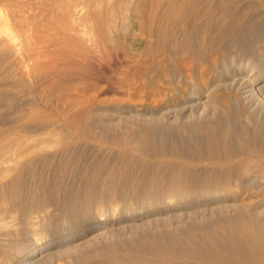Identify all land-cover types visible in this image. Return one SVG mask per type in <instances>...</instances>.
<instances>
[{"label": "bare ground", "instance_id": "6f19581e", "mask_svg": "<svg viewBox=\"0 0 264 264\" xmlns=\"http://www.w3.org/2000/svg\"><path fill=\"white\" fill-rule=\"evenodd\" d=\"M250 2L0 0V264H86L103 237L101 264H264V135L220 108L264 101V58L225 56ZM105 66L115 92L162 95L159 117L92 122L107 91L60 81Z\"/></svg>", "mask_w": 264, "mask_h": 264}, {"label": "rangeland", "instance_id": "374dc122", "mask_svg": "<svg viewBox=\"0 0 264 264\" xmlns=\"http://www.w3.org/2000/svg\"><path fill=\"white\" fill-rule=\"evenodd\" d=\"M252 2H253V4H252ZM259 2V3H258ZM258 3V4H257ZM256 4V5H255ZM253 5H255V6H253ZM250 6H253L252 8H253V10H252V8L250 9L249 8V12H247L244 16L245 17H243V20H242V23L240 24V25H238L237 27H234L233 29V35H235V37H234V39L232 40L231 38H229L228 40H226L227 41V44L229 45V48H228V50L225 52V56H226V58H229L230 59V61H233V62H235V63H239V62H241V63H249V64H252V66H257L258 67V69H261V61H263L262 60V58H264L263 56H264V0H251V2H250ZM250 10H251V13H250ZM247 15V16H246ZM251 18V19H250ZM246 19H248V20H246ZM246 21H248V23L246 22ZM249 21H250V23H249ZM246 24H245V23ZM244 24V25H243ZM247 25V26H246ZM254 27V28H253ZM236 28V29H235ZM239 28V29H238ZM249 28V29H248ZM252 28V29H251ZM252 30V31H251ZM235 31V32H234ZM250 32V33H249ZM237 35V36H236ZM131 39H133V40H137V37H134V38H128L126 41H124V44L125 45H128V46H131V43H130V40ZM135 40V41H136ZM229 41H231V42H229ZM233 41H235V42H233ZM136 42H138V40L136 41ZM233 43V44H232ZM234 44H236L237 45V47H240L239 48V50L238 51H236V52H234V50H233V48L232 47H230V45L232 46V45H234ZM228 45H227V47H228ZM232 57V58H231ZM129 65H131L130 63H129ZM106 67V66H105ZM127 67V66H126ZM108 70V72L106 73V74H104V76H103V78L101 79V77H99V79H101V80H98V82H97V84L96 85H92V84H94L93 83V81H92V83H89L90 81L89 80H87L88 78H86L85 76H83V78H81V79H78L77 77H78V75H77V73L74 75V74H72V76L71 75H68L67 77H66V75L61 79V80H63L62 82L60 81V83L62 84L63 82H66L67 81V84L66 85H70V83L71 84H77V86H79V87H83L84 89H85V91H86V96L89 98L92 94H93V92L94 93H96L97 91H99V90H101V89H105L107 92H104L103 94H101V95H98V96H96V101H97V103H98V105H99V109L98 110H100V112H101V114H99V116H97V118H94V121L92 120V122H97L98 120H99V122L100 121H102L103 119L104 120H106V119H111V115H114V116H117V115H121L122 117L123 116H125L124 114H122L121 113V111L122 110H125L126 108H135V109H139L140 107H142L143 105L144 106H147L148 108H151V109H153L154 111H153V117L154 118H156V117H159V114H158V108L159 107H161V105H162V103H163V97H161L162 95H155V97L153 96V94L152 95H150V97L148 98V100L147 101H143L142 99H140L139 100V98H140V96L139 95H133V96H130L131 95V93L132 92H129V91H131V90H128L127 92L126 91H122V92H120V93H117V92H115L116 90H115V88H113V84H112V80H114L115 81V78H118V76H117V74H119L120 73V71H111V69H109V67L107 66L106 67ZM126 69V68H125ZM109 70H110V73H112V74H110L109 73ZM122 70H124V69H122ZM118 72V73H117ZM109 74V75H108ZM105 75H106V77H107V80L105 79L106 77H105ZM71 76V77H70ZM75 76H76V78H75ZM111 76H113V77H111ZM117 76V77H116ZM66 77V78H65ZM72 77L74 78V80H72ZM108 77H109V79H108ZM112 80H111V79ZM67 79H70V80H67ZM77 79V80H76ZM81 80V81H80ZM86 80V81H85ZM106 81L105 83V85H104V81ZM70 83H69V82ZM72 81V82H71ZM75 83H74V82ZM85 82V83H83V82ZM88 81V82H87ZM100 81V82H99ZM111 81V82H110ZM261 81H263V79H261L260 80V82ZM82 82V83H81ZM108 82V83H107ZM95 83H96V81H95ZM98 83H100V84H98ZM64 84L65 83H63V86H64ZM82 84H83V86H82ZM85 84V85H84ZM87 84V85H86ZM89 84H91V85H89ZM69 85H68V87H69ZM62 85L60 86V84H59V89H62V87H63ZM66 87V86H65ZM103 87V88H102ZM105 87V88H104ZM111 87V88H110ZM95 88V89H94ZM63 89H64V87H63ZM91 89V90H90ZM97 89V90H96ZM113 89V90H112ZM96 91V92H95ZM127 93H129V94H127ZM90 94V95H89ZM106 94H108V95H106ZM89 95V96H88ZM105 95V96H104ZM159 96V97H158ZM130 97V98H129ZM131 97H132V99H131ZM134 97H136V98H134ZM129 98V99H128ZM135 99H137V100H135ZM225 99V98H224ZM100 100V101H99ZM155 102H154V101ZM159 100H161V101H159ZM226 100H228V101H226ZM226 100H224V107H223V103H220V106L222 105V107H220V108H222V110H223V108H224V122L226 121V119H229L230 120V122H231V125H232V127H233V132L235 133H238V134H240L239 132L243 129V130H247V128H251V129H248V131L251 133V131L253 132L254 131V135H256V136H258V133H259V135H264L263 133H264V125H262V123L264 124V121H263V116H264V101H262L263 103H261V102H257V104H256V102L254 103V105H252L251 107H249V105H246V104H243V103H238V107L237 108H233V106H232V100H230V99H226ZM103 101V102H102ZM140 101V102H139ZM141 101H143V102H141ZM101 103V104H100ZM148 103V104H147ZM104 104V105H103ZM135 104V105H134ZM140 104H143L142 106L140 105ZM103 105V106H102ZM263 106V107H262ZM103 108V109H102ZM121 111H120V110ZM113 110V111H112ZM236 110V111H235ZM103 111V112H102ZM109 111V112H108ZM233 111H235V112H233ZM52 112H54L55 113V111H53L52 110ZM100 112H98V113H100ZM7 113H11V112H7ZM6 112H3L2 114H1V116H3V118L4 119H7V117H8V119L7 120H10V119H12V115H10L11 116V118L9 119V117L10 116H8L9 114H7ZM57 113V112H56ZM104 113V115L102 116V114ZM118 113V114H117ZM156 114V115H155ZM235 114V115H234ZM233 115V116H232ZM108 116H110V118H108ZM258 116V117H257ZM6 117V118H5ZM113 117V116H112ZM237 118V119H236ZM102 119V120H101ZM157 119V118H156ZM233 121H232V120ZM247 119V120H246ZM103 120V121H104ZM112 120V119H111ZM244 121H246V122H244ZM233 122V123H232ZM235 123V124H234ZM246 123H248V124H246ZM246 124V125H245ZM234 125H235V127H234ZM240 125V126H239ZM252 125V126H251ZM260 125H262V127H263V130H261L260 132H259V126ZM257 126V127H256ZM254 127H256V128H254ZM190 127L189 126H186V127H184L183 128V132H184V135H186L185 137H188V135L190 134L191 135V131L189 132V129ZM235 128V129H234ZM238 128H240V129H238ZM245 128V129H244ZM254 128V129H253ZM235 130V131H234ZM242 130V131H243ZM251 130V131H250ZM173 130L171 129V133H173L172 132ZM188 131V132H187ZM188 133V135H187V133ZM175 134L176 133H173L172 134V136L174 135L175 136ZM189 135V136H190ZM231 136H233L232 134H230ZM177 136V135H176ZM179 136V135H178ZM181 137V136H180ZM255 195H258V196H260L259 194H256V193H254ZM249 196H253L252 195V193L249 195ZM247 200H249V198L247 199ZM249 201H251V199L249 200ZM202 222V221H201ZM200 221L199 222H195L194 223V225H191V227L190 226H188L187 225V227H183V229H188L189 227L190 228H193L194 227V229H196V227L199 229V227L201 226V227H203L202 225V223H201ZM198 223V224H197ZM209 224H214V222H211V223H209ZM183 226H186V225H183ZM176 229V225H171L170 227H167L166 229H165V231H163V235H165V236H167V237H170V235H172V232L174 231ZM161 230L160 229H158L155 233H153L152 234V236L153 235H161ZM160 233V234H159ZM170 234V235H169ZM147 235H149V236H151V234L150 233H147ZM169 235V236H168ZM126 236H128L127 238L126 237H122L121 238V240H120V242H118V244L120 245V247L122 248V247H124V246H126V244H128L130 241H133V239H131V235H126ZM136 237V236H135ZM134 237V238H135ZM105 238L107 239V240H105ZM77 240V238H75L74 237V239H73V243H75L76 242V240ZM124 239H126V240H124ZM104 240L106 241V242H108L106 245H104L106 242H104ZM124 240V241H123ZM130 240V241H129ZM113 242V240H112V238H111V240L109 241V237H103V238H101V239H98V240H96L95 242H91V244H95L94 245V247H93V245L92 246H90L91 244H88L87 245V247H84V249H98L97 250V257H99V258H95V259H92V260H88L87 262H86V264H101L99 261H101V260H103L102 259V257H103V255H110V254H113L114 252V254H117V249H115V247H114V243H112ZM98 243H99V245H98ZM104 243V244H103ZM110 243H112V244H110ZM126 243V244H125ZM110 245V246H109ZM124 245V246H123ZM98 246V247H97ZM114 247V249L112 248V247ZM105 247V248H104ZM83 249V250H84ZM100 249H102V250H100ZM105 249V250H104ZM112 250V251H111ZM109 251V252H108ZM106 252H107V254H106ZM112 252V253H111ZM101 253V254H100ZM123 253V252H122ZM121 253V254H122ZM99 254V255H98ZM103 254V255H102ZM129 257H132V259H134V257H135V254L134 253H131L130 254V252H128V253H126ZM101 256V257H100ZM93 261V262H92ZM106 261H108V262H105V263H103V264H109V260L108 259H106ZM191 264L193 263V264H198L197 262H194V261H189ZM80 264H84V263H80Z\"/></svg>", "mask_w": 264, "mask_h": 264}]
</instances>
